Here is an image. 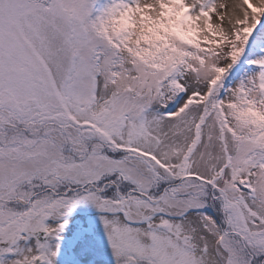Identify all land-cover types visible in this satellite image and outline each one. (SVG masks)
I'll list each match as a JSON object with an SVG mask.
<instances>
[{"label":"snow or ice","instance_id":"obj_1","mask_svg":"<svg viewBox=\"0 0 264 264\" xmlns=\"http://www.w3.org/2000/svg\"><path fill=\"white\" fill-rule=\"evenodd\" d=\"M0 264H264V0H0Z\"/></svg>","mask_w":264,"mask_h":264},{"label":"rangeland","instance_id":"obj_2","mask_svg":"<svg viewBox=\"0 0 264 264\" xmlns=\"http://www.w3.org/2000/svg\"><path fill=\"white\" fill-rule=\"evenodd\" d=\"M218 3H223L226 6L230 5L233 0H217ZM93 215L92 209L87 206V205H81L77 211H76V216L80 219L85 220V224L87 223V216Z\"/></svg>","mask_w":264,"mask_h":264}]
</instances>
